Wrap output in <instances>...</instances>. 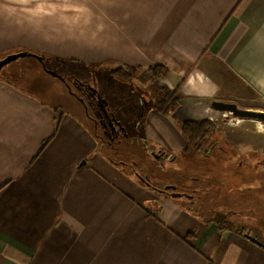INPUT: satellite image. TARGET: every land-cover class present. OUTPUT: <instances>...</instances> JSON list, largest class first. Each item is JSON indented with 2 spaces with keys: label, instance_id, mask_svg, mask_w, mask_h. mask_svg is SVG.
Wrapping results in <instances>:
<instances>
[{
  "label": "crops",
  "instance_id": "1",
  "mask_svg": "<svg viewBox=\"0 0 264 264\" xmlns=\"http://www.w3.org/2000/svg\"><path fill=\"white\" fill-rule=\"evenodd\" d=\"M23 51L126 69L175 95V113L156 103L148 130L178 135L183 151L181 124L208 120L218 135L230 125L215 101L264 112V0H0V59ZM154 66L168 74L153 81ZM59 106L0 80V264H264L237 231L127 178ZM235 119L264 136L260 121Z\"/></svg>",
  "mask_w": 264,
  "mask_h": 264
},
{
  "label": "rangeland",
  "instance_id": "2",
  "mask_svg": "<svg viewBox=\"0 0 264 264\" xmlns=\"http://www.w3.org/2000/svg\"><path fill=\"white\" fill-rule=\"evenodd\" d=\"M43 58L48 62L47 68L64 76V83L60 79L47 77L40 62L34 58L16 61L4 71L12 73L11 77L15 76L16 84L29 89L35 96L53 106L62 104L63 106L55 107L59 116L75 112L84 130L94 136L96 129L85 114V106L70 97L76 92V88L73 81L65 80V75L75 73L72 76L98 90L127 129V142L116 145L118 150L114 154L101 140L93 139L97 142L98 154L106 158L105 154L112 153L111 156L117 162L135 165L136 171L134 166L117 168L127 178H135V172H138L148 177L154 186L164 188L174 184L178 187L176 192L187 193L188 189L191 190L192 195H195L193 210L203 217L209 219L215 213L233 215L236 212L237 217H233V220L241 227L246 228L247 224L246 231L264 242V152L250 149L254 143H264V136H257L253 122L238 125L242 130H236L238 121L229 115L225 120H230V125L222 127L220 135L215 134L203 143L206 147L205 154H208L206 157L194 151L186 155L182 150L185 143L178 135L162 134L160 138H155L148 130L150 117L157 101L162 97L157 87L144 82L136 74H132L133 77L124 82L109 76L108 71L101 70L98 66L93 65V70H89L88 67L60 60L64 65L58 67L56 62ZM129 88L135 90L137 95L131 94ZM141 103L144 104V117L138 123ZM88 112L92 114L91 111ZM101 133L100 130L99 134ZM240 142L243 146L235 149L234 146H239ZM83 162L85 160L81 164ZM136 181L139 182L137 179ZM141 186L146 189L144 185ZM153 195L159 196L154 192ZM177 201L182 206H189L190 200Z\"/></svg>",
  "mask_w": 264,
  "mask_h": 264
},
{
  "label": "trees",
  "instance_id": "3",
  "mask_svg": "<svg viewBox=\"0 0 264 264\" xmlns=\"http://www.w3.org/2000/svg\"><path fill=\"white\" fill-rule=\"evenodd\" d=\"M44 60H45V63H48L46 61V59H44ZM47 60L53 61L56 63H62V62H60V60H58L56 58L47 57ZM4 70L0 72V80L6 82L8 84H16L17 81L14 78L15 76L11 77V76H13L12 73L5 72ZM149 74L151 75V78L153 81H157L158 79L165 77L168 74V70L163 66H154V67H151L149 69ZM109 76L119 78V79L123 80L124 82L130 80L133 77L132 72H130L126 69H122V68L111 71L109 73ZM159 91L162 94L164 93V91H161V90H159ZM179 104H180V102L175 97V95L169 94L168 92H166V93H164L163 98L157 102L156 111L159 114H162L164 116H170V115L175 113V111L179 107ZM180 128H181L182 135L185 137V139L187 141V149L184 151V154H186V155L189 154L190 151H194V152L202 153L206 157L208 154H205L204 149H206V147L203 146V143H205L209 139V137H211L215 134L218 135V133H219L217 126L208 120H205L202 122L183 123L180 125ZM50 141H51V139L44 142V144L40 150L41 152L47 147V145L50 143ZM105 155L113 163H118L121 165V167L122 166L125 167L124 164L122 165L119 161L117 162L111 156V154H105ZM130 166L135 167V165H130ZM187 191H182V192H187L191 196L195 197V195H192L191 190L188 189ZM187 207L189 210H192L195 214H197L202 219H204L205 222L214 223L218 227L219 231H221V232L237 231L238 233H240L243 236H244V234H247L246 228H248V225L246 224V226H247L246 228L244 226L241 227L236 223V220H233V217H235V219L237 217L235 215L236 212H235V214L233 213V215L225 214V213H215L214 217L208 219L206 217L201 216L199 213H197L196 211L193 210V207H194L193 200L189 201V206H187ZM188 235H189V237H191V236H193V233H189Z\"/></svg>",
  "mask_w": 264,
  "mask_h": 264
},
{
  "label": "water",
  "instance_id": "4",
  "mask_svg": "<svg viewBox=\"0 0 264 264\" xmlns=\"http://www.w3.org/2000/svg\"><path fill=\"white\" fill-rule=\"evenodd\" d=\"M27 58H34V59L38 60L41 64V66L43 67L44 71L47 74H49L55 78H58L60 80H63V78L57 72L47 69L46 64H45V60L42 56H39V55L34 54L32 52H27V51L13 53V54H10V55L0 59V72L3 71L6 67L13 64L14 62L19 61L21 59H27ZM88 88H90L93 91V94L96 96L97 100L101 104H103V110L107 114L108 110L105 108V106L108 108L107 101L99 95L98 90L94 89L91 86H88ZM80 102L85 104L83 99H80ZM212 107L218 111H221L224 113H229L234 118L260 121L264 126V112L241 109L233 103L217 102V101L212 103ZM113 122L119 128V130L121 132L126 133V129L122 125L121 122L117 121L116 118L113 119ZM112 127L115 129L114 126H112ZM85 164H86V162H83L82 165H85ZM114 164L117 166H121L118 163H114ZM135 171H136V169H135ZM135 178L139 181L140 184L144 185L146 188L150 189L154 193L164 194V195L170 196L171 198H174V199H183V198L189 199V200L193 199V196L188 195L187 193H181V192H172V193L168 192L167 193L166 191H169L170 189L175 190V188H172V187L170 188L169 186H167L164 190H159V188H156L151 182H148V180L145 177L141 176L138 172H135ZM244 237L247 238L249 241L255 243L256 245L264 248V244L261 243L260 241H258L253 236H250L248 234H244Z\"/></svg>",
  "mask_w": 264,
  "mask_h": 264
},
{
  "label": "flooded vegetation",
  "instance_id": "5",
  "mask_svg": "<svg viewBox=\"0 0 264 264\" xmlns=\"http://www.w3.org/2000/svg\"><path fill=\"white\" fill-rule=\"evenodd\" d=\"M45 64H47V63H45ZM56 64L58 67H63V64L62 65L61 64L59 65L58 63H56ZM47 69H49V68H47ZM49 70H51V69H49ZM68 76H70V77H68ZM65 77H66V79H65L66 81L70 80V81L74 82V83L73 82L72 83L74 84V86L76 88V92L73 93V96H76L79 102H80V99L84 100L85 104H83L82 102L81 103L83 104V106H85V108H86L85 110H87L85 112V114H87V117L95 126L96 136L98 137V139L101 140L102 143L105 144L111 151H114L113 154L117 153L116 151L118 150V148L116 147V145L121 144V142H123V141L127 142L126 139H128V136L126 135L127 134L126 127L124 126L126 129V133L121 132L119 130V128L113 122L114 118H116L117 121H119V119L117 118L115 113L111 110V108H109V105H108V108L105 106V108L108 110V113L106 114L104 112L103 104H101L97 100L96 96L93 94V91L90 88H88V86H90L89 84H87L83 80L80 81L78 79V77H74L71 74L70 75L66 74ZM62 78H63V80H61V81L64 83V76H62ZM65 83H67V82H65ZM88 111H91L92 114H90ZM112 126H114L115 129ZM100 130L102 131L101 135L99 134ZM109 153H111V152H109ZM119 162L122 163L121 161H119ZM124 166L125 167L130 166V164L128 165V163H124ZM135 167H134V171H135ZM143 177H145V176H143ZM145 178L148 180V182H150L148 177H145ZM167 186H169L170 188L171 187L175 188V190L170 189L169 191H166L167 193L168 192L169 193L176 192V190L178 188L177 185H174V184L166 185V186H164V188L157 187V186H155V187L159 188V190H164ZM187 194L190 195L189 193H187Z\"/></svg>",
  "mask_w": 264,
  "mask_h": 264
}]
</instances>
